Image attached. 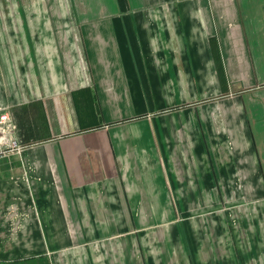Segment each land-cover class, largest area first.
Listing matches in <instances>:
<instances>
[{
	"label": "crops",
	"instance_id": "obj_1",
	"mask_svg": "<svg viewBox=\"0 0 264 264\" xmlns=\"http://www.w3.org/2000/svg\"><path fill=\"white\" fill-rule=\"evenodd\" d=\"M0 264H264V0H0Z\"/></svg>",
	"mask_w": 264,
	"mask_h": 264
},
{
	"label": "built area",
	"instance_id": "obj_2",
	"mask_svg": "<svg viewBox=\"0 0 264 264\" xmlns=\"http://www.w3.org/2000/svg\"><path fill=\"white\" fill-rule=\"evenodd\" d=\"M22 144L14 134L11 124V114L7 110H0V159L13 152H20Z\"/></svg>",
	"mask_w": 264,
	"mask_h": 264
}]
</instances>
